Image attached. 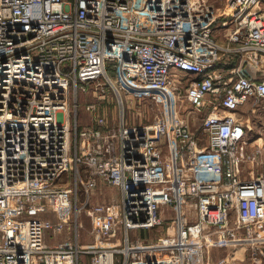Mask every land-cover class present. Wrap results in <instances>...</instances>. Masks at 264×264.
<instances>
[{
    "label": "built area",
    "instance_id": "1",
    "mask_svg": "<svg viewBox=\"0 0 264 264\" xmlns=\"http://www.w3.org/2000/svg\"><path fill=\"white\" fill-rule=\"evenodd\" d=\"M250 98L264 0H0V264H264L260 148L236 114ZM101 180L119 202L93 201Z\"/></svg>",
    "mask_w": 264,
    "mask_h": 264
},
{
    "label": "crops",
    "instance_id": "2",
    "mask_svg": "<svg viewBox=\"0 0 264 264\" xmlns=\"http://www.w3.org/2000/svg\"><path fill=\"white\" fill-rule=\"evenodd\" d=\"M247 71L249 73H254L256 71V67L254 66H248L246 67ZM253 98H250L245 104H243L237 111L236 114L239 115V117L243 120V122L246 125V131H247V138L250 143V147H256L260 148V152L258 153L259 158H261V162H258L256 166H251L249 161L246 163L247 167L246 170L251 169V167L254 169V173H264V99L261 100L257 105L254 104ZM190 113H185L186 117L190 118ZM191 119V118H190ZM192 120V119H191ZM216 160H219V155H215ZM247 173V171H246ZM105 187V191H110L111 199L113 202H119L121 200V192L118 189H114L112 187L107 186L103 180L100 181L99 187ZM97 188V189H98ZM97 194V192H96ZM94 194V196L96 195ZM93 196V197H94ZM44 217H53L54 214L52 211H46L41 213ZM86 224L89 221L88 216L85 214L84 216ZM72 236L71 229L65 228L63 231L59 233H54L52 229L48 228L45 231V237L46 240L50 243H58L66 238H69ZM80 239L83 242H91L93 241V238L87 233L86 229H83L82 232H80ZM88 256L87 254H84L82 257V260Z\"/></svg>",
    "mask_w": 264,
    "mask_h": 264
},
{
    "label": "rangeland",
    "instance_id": "3",
    "mask_svg": "<svg viewBox=\"0 0 264 264\" xmlns=\"http://www.w3.org/2000/svg\"><path fill=\"white\" fill-rule=\"evenodd\" d=\"M225 0H208V4H212L215 7H220L223 5ZM220 65H223V62L219 63ZM248 63H246L244 65V67H248ZM187 75L185 74V72H179L177 74V77L179 79H183L186 77ZM91 101H98L97 99V95L95 94V90L94 89H89L88 91H82L78 94V102L81 104L78 107V113L80 114L81 120H83V123H91L93 122V116L91 115V113L89 111H86V107L85 105L88 102ZM100 103L103 104L104 108L106 109V111L108 112L109 116H113L116 114L117 110H118V105L115 101L114 98H112L111 96H106L105 99L100 100ZM74 104H75V100L74 102L71 104V112L72 115H74L75 113V108H74ZM80 108V109H79ZM138 108V106H132V110H136ZM184 113L187 114V112H189V109H191V106L188 107V105H186V107L184 108ZM147 114V112H146ZM146 114H144V120H149L152 117V113H150L149 110V114L148 116H146ZM190 115V118L192 119V122L196 125L199 124L200 121V116L196 113V112H192L190 111V113L188 114ZM249 163L251 164V166H256V161H252L250 160ZM254 172L251 171V174H253ZM115 189V188H114ZM105 187H101L98 188L95 192V196L93 198L94 202H113V200L111 199V197H109L111 195L110 191H105ZM88 224H86L87 227L90 226V222H87ZM161 231H163V228L161 226H156V227H152L149 228L147 230H142V231H137L136 233L138 235H140L141 237H146V239H151L154 238L155 236H157ZM135 234V233H134ZM136 234V236H137ZM135 236V237H136ZM223 252L222 249H220L219 247H217L216 245L211 247V254L213 257L219 256L221 255V253ZM81 264H90V256H86L84 258V260H82ZM228 264H257V263H253L250 260H248L247 258L245 259H236V260H230Z\"/></svg>",
    "mask_w": 264,
    "mask_h": 264
},
{
    "label": "trees",
    "instance_id": "4",
    "mask_svg": "<svg viewBox=\"0 0 264 264\" xmlns=\"http://www.w3.org/2000/svg\"><path fill=\"white\" fill-rule=\"evenodd\" d=\"M89 256V255H88Z\"/></svg>",
    "mask_w": 264,
    "mask_h": 264
}]
</instances>
